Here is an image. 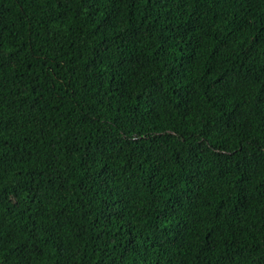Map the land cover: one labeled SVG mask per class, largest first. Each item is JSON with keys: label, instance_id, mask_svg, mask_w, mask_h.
<instances>
[{"label": "trees", "instance_id": "obj_1", "mask_svg": "<svg viewBox=\"0 0 264 264\" xmlns=\"http://www.w3.org/2000/svg\"><path fill=\"white\" fill-rule=\"evenodd\" d=\"M0 264H264V0H0Z\"/></svg>", "mask_w": 264, "mask_h": 264}]
</instances>
